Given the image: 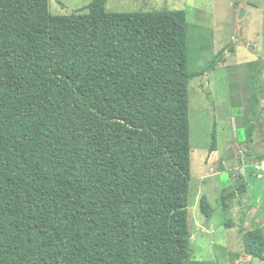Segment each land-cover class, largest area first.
I'll return each mask as SVG.
<instances>
[{
    "label": "trees",
    "instance_id": "trees-1",
    "mask_svg": "<svg viewBox=\"0 0 264 264\" xmlns=\"http://www.w3.org/2000/svg\"><path fill=\"white\" fill-rule=\"evenodd\" d=\"M49 3L0 0V264H215L190 258L185 12ZM243 245L264 262V228Z\"/></svg>",
    "mask_w": 264,
    "mask_h": 264
},
{
    "label": "rangeland",
    "instance_id": "rangeland-1",
    "mask_svg": "<svg viewBox=\"0 0 264 264\" xmlns=\"http://www.w3.org/2000/svg\"><path fill=\"white\" fill-rule=\"evenodd\" d=\"M92 0H50L53 16H67ZM60 2V3H58ZM62 4V6L60 5ZM183 10L187 67L201 73L189 84L190 164L188 231L190 258L244 264L243 236L264 228V99L252 100L251 80H264L252 63L264 61V0H108L109 13ZM221 53L214 70L207 71ZM215 125V127H214ZM253 126L251 143L247 131ZM215 129V151L210 152ZM245 186L244 193L239 187ZM229 208L224 210L222 199ZM212 208L207 229L199 202ZM230 224V228H227ZM260 264L264 262L260 261Z\"/></svg>",
    "mask_w": 264,
    "mask_h": 264
},
{
    "label": "water",
    "instance_id": "water-1",
    "mask_svg": "<svg viewBox=\"0 0 264 264\" xmlns=\"http://www.w3.org/2000/svg\"><path fill=\"white\" fill-rule=\"evenodd\" d=\"M226 202H227V200H226ZM209 218H210V216L206 217L205 222H204V224H203V226H202L203 229H207L206 226H207V223H208V221H209ZM250 263H251V264H260V259L257 258V257L252 258V260L250 261ZM244 264H249V262H245Z\"/></svg>",
    "mask_w": 264,
    "mask_h": 264
},
{
    "label": "crops",
    "instance_id": "crops-1",
    "mask_svg": "<svg viewBox=\"0 0 264 264\" xmlns=\"http://www.w3.org/2000/svg\"><path fill=\"white\" fill-rule=\"evenodd\" d=\"M108 1V0H107ZM88 5V4H87ZM86 6V5H85ZM63 7V6H62ZM82 7H84V6H82ZM82 7H80V8H82ZM80 8H78V9H76V10H74V11H77V10H79ZM263 87H264V84H263Z\"/></svg>",
    "mask_w": 264,
    "mask_h": 264
}]
</instances>
